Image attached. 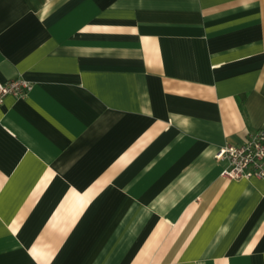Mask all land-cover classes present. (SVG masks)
Here are the masks:
<instances>
[{
  "label": "crops",
  "instance_id": "0c3cea01",
  "mask_svg": "<svg viewBox=\"0 0 264 264\" xmlns=\"http://www.w3.org/2000/svg\"><path fill=\"white\" fill-rule=\"evenodd\" d=\"M0 264H264V0H0Z\"/></svg>",
  "mask_w": 264,
  "mask_h": 264
},
{
  "label": "built area",
  "instance_id": "2783aa9c",
  "mask_svg": "<svg viewBox=\"0 0 264 264\" xmlns=\"http://www.w3.org/2000/svg\"><path fill=\"white\" fill-rule=\"evenodd\" d=\"M32 86L33 82L22 76L0 81V105L8 95L25 96ZM215 157L227 161L220 173L224 178H264V129L250 133L240 144L222 145L215 152Z\"/></svg>",
  "mask_w": 264,
  "mask_h": 264
}]
</instances>
